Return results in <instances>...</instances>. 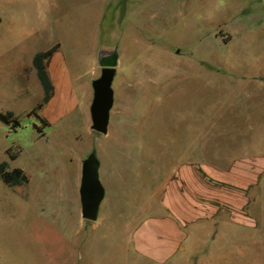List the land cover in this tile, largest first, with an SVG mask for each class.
<instances>
[{"label":"rangeland","instance_id":"1","mask_svg":"<svg viewBox=\"0 0 264 264\" xmlns=\"http://www.w3.org/2000/svg\"><path fill=\"white\" fill-rule=\"evenodd\" d=\"M8 3L9 35L24 30L33 51L60 44L77 106L39 134L41 123L27 113L43 90L24 68L20 125L0 122V161L25 170L29 182L0 179V264H132L124 251L130 214L82 218L76 187L93 151L109 183L101 209L108 201L143 204L158 189L161 166L170 171L176 151L191 150L193 126L201 157L264 151V0ZM113 51L114 105L101 134L90 118L92 83L102 74L99 56Z\"/></svg>","mask_w":264,"mask_h":264},{"label":"crops","instance_id":"2","mask_svg":"<svg viewBox=\"0 0 264 264\" xmlns=\"http://www.w3.org/2000/svg\"><path fill=\"white\" fill-rule=\"evenodd\" d=\"M8 2L0 0V113L11 112L18 118L24 68H30L41 85L34 58L56 45L59 49L60 44L33 51L27 32L9 35L8 29L13 31L14 25H6L8 12L13 15ZM58 49L44 62L54 91L39 114L49 125L53 118H61L76 105L73 82ZM60 65L61 71L57 69ZM193 127L196 141L191 140V150L176 151L179 161L170 171L161 166L156 192L150 190L143 204L135 200L108 201L100 209L99 218H117L125 213L132 216L124 250L132 264H264V151L236 157L231 153L201 157L198 125ZM167 145H161L162 158H167ZM96 153L107 195L109 183L102 176V163ZM124 173L129 177V167ZM80 183L78 175V193Z\"/></svg>","mask_w":264,"mask_h":264},{"label":"water","instance_id":"3","mask_svg":"<svg viewBox=\"0 0 264 264\" xmlns=\"http://www.w3.org/2000/svg\"><path fill=\"white\" fill-rule=\"evenodd\" d=\"M119 54L117 51L103 52L99 56L102 74L93 81V100L90 107L92 129L106 134L110 123V113L114 105L113 80L117 72ZM100 161L93 151L83 161L79 189L82 218L89 222L99 219L101 205L106 196V189L100 180Z\"/></svg>","mask_w":264,"mask_h":264},{"label":"trees","instance_id":"4","mask_svg":"<svg viewBox=\"0 0 264 264\" xmlns=\"http://www.w3.org/2000/svg\"><path fill=\"white\" fill-rule=\"evenodd\" d=\"M58 49V45L52 47L51 49L38 53L33 61L34 67L37 70V74L41 85L44 90V96L42 101L28 114V116H34L39 120L41 126L34 125L36 131L43 135V129L49 126V122L44 119L39 111L53 96L54 87L52 81L47 73L45 67V60L51 57ZM0 120L6 125H10L12 128L20 125L19 119L15 118L13 113L9 112L7 114L0 113ZM12 160L15 156L10 155ZM0 179L9 186L23 185L29 182V176L27 173L19 167L10 168L7 162L0 163Z\"/></svg>","mask_w":264,"mask_h":264},{"label":"bare ground","instance_id":"5","mask_svg":"<svg viewBox=\"0 0 264 264\" xmlns=\"http://www.w3.org/2000/svg\"><path fill=\"white\" fill-rule=\"evenodd\" d=\"M60 70H61V68H60Z\"/></svg>","mask_w":264,"mask_h":264}]
</instances>
